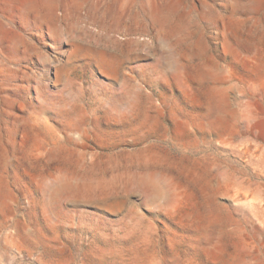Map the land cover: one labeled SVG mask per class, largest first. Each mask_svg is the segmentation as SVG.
I'll return each mask as SVG.
<instances>
[{
  "label": "rangeland",
  "instance_id": "obj_1",
  "mask_svg": "<svg viewBox=\"0 0 264 264\" xmlns=\"http://www.w3.org/2000/svg\"><path fill=\"white\" fill-rule=\"evenodd\" d=\"M253 1L0 0V264H264Z\"/></svg>",
  "mask_w": 264,
  "mask_h": 264
},
{
  "label": "bare ground",
  "instance_id": "obj_2",
  "mask_svg": "<svg viewBox=\"0 0 264 264\" xmlns=\"http://www.w3.org/2000/svg\"><path fill=\"white\" fill-rule=\"evenodd\" d=\"M19 1V3H20V5L22 6V7H24V6H26V5H28L29 4V0H18ZM49 1V0H48ZM51 1V0H50ZM164 3V2H163ZM259 3H260V0H254L253 2H252V4H253V6H256V5H259ZM43 4V3H42ZM168 3H164V5H167ZM35 5V4H34ZM161 7V6H160ZM164 7V6H163ZM166 7H168V5L166 6ZM28 9H29V7H28ZM42 9V8H41ZM45 9V8H44ZM19 11H20V9H19ZM27 11V10H26ZM166 12H167V10H165ZM169 12V11H168ZM42 13V12H41ZM165 13V12H164ZM26 16V15H25ZM43 17V16H42ZM164 18H167V17H164ZM42 22V21H41ZM45 22V21H44ZM50 22V21H49ZM47 24V23H46ZM132 98V97H131ZM134 100V99H133ZM127 102V101H126ZM132 102V101H131ZM117 105V104H116ZM116 105H114V106H116ZM110 106H111V104H110ZM113 107V106H112ZM36 119H38V118H36ZM43 121H44V119H42ZM46 120V119H45ZM49 123H47V125H48ZM45 125V124H44ZM134 181H136L137 182V184L140 186V187H145L146 186V184H147V181H146V179L144 178V177H142V176H139V177H137ZM76 188V187H75ZM146 189V188H145ZM147 189H148V185H147ZM72 190V189H71Z\"/></svg>",
  "mask_w": 264,
  "mask_h": 264
}]
</instances>
